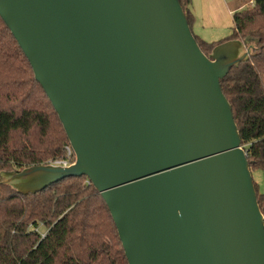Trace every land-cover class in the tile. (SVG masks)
I'll return each mask as SVG.
<instances>
[{"label":"water","instance_id":"water-1","mask_svg":"<svg viewBox=\"0 0 264 264\" xmlns=\"http://www.w3.org/2000/svg\"><path fill=\"white\" fill-rule=\"evenodd\" d=\"M75 154L1 175L24 194L86 176L128 264H264V212L221 80L251 59L206 56L179 0H0Z\"/></svg>","mask_w":264,"mask_h":264},{"label":"trees","instance_id":"trees-1","mask_svg":"<svg viewBox=\"0 0 264 264\" xmlns=\"http://www.w3.org/2000/svg\"><path fill=\"white\" fill-rule=\"evenodd\" d=\"M179 1L192 27V0ZM233 25L231 35L218 42L194 36L206 56L231 40L253 45L251 59L234 67L221 88L251 171H264V0L234 12ZM67 147L57 112L0 17V264H128L108 206L86 176L37 194L2 183L3 173L66 160ZM255 187L264 212V194Z\"/></svg>","mask_w":264,"mask_h":264},{"label":"crops","instance_id":"crops-1","mask_svg":"<svg viewBox=\"0 0 264 264\" xmlns=\"http://www.w3.org/2000/svg\"><path fill=\"white\" fill-rule=\"evenodd\" d=\"M252 2L253 0H251V3ZM241 9H243V7H237V8L234 7V9L230 10L227 0H192L191 10L195 20L191 29L195 35L199 36L201 39L207 42H209L214 38H220L225 34L218 35V37H209V36L211 32L224 33L223 29L225 30V27H227L229 23H227V20L223 18V15H226L227 19L231 21L232 25L230 30L232 33V29L234 27L233 13ZM231 33L228 36H230ZM226 37H224L223 39H225ZM223 39H219L218 41ZM218 41H212V42H218Z\"/></svg>","mask_w":264,"mask_h":264},{"label":"rangeland","instance_id":"rangeland-1","mask_svg":"<svg viewBox=\"0 0 264 264\" xmlns=\"http://www.w3.org/2000/svg\"><path fill=\"white\" fill-rule=\"evenodd\" d=\"M228 2V6L230 8V10L237 8V7H249L251 6V0H227ZM223 18L227 20V23H229L227 25V27H225V30L223 29L224 33L221 32H217V33H212L210 34L209 37H218V35H223L224 36L220 37V38H214L212 40H210L209 42L212 41H218L219 39H223L224 37L228 36L231 33V21L227 19L226 15H223ZM197 32V31H196ZM198 33V32H197ZM252 177L254 182L257 184V189L259 191V193L264 194V171L262 170H255L252 171Z\"/></svg>","mask_w":264,"mask_h":264},{"label":"built area","instance_id":"built-area-1","mask_svg":"<svg viewBox=\"0 0 264 264\" xmlns=\"http://www.w3.org/2000/svg\"><path fill=\"white\" fill-rule=\"evenodd\" d=\"M251 6H253V2L251 3ZM72 155L75 156L71 146L70 147H67V157H66V160H60V161H56V162H53L52 165L54 166H62V167H68L71 165V160H72Z\"/></svg>","mask_w":264,"mask_h":264}]
</instances>
